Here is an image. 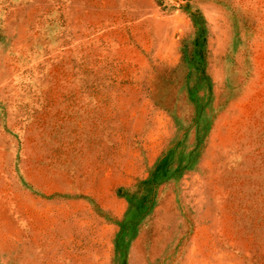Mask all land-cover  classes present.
Masks as SVG:
<instances>
[{
	"label": "rangeland",
	"instance_id": "374dc122",
	"mask_svg": "<svg viewBox=\"0 0 264 264\" xmlns=\"http://www.w3.org/2000/svg\"><path fill=\"white\" fill-rule=\"evenodd\" d=\"M0 264H264V0H0Z\"/></svg>",
	"mask_w": 264,
	"mask_h": 264
}]
</instances>
